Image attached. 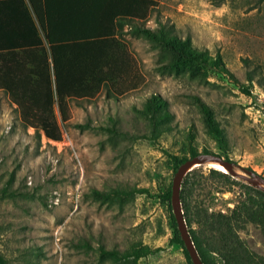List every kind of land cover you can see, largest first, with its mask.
Segmentation results:
<instances>
[{
	"label": "rangeland",
	"instance_id": "374dc122",
	"mask_svg": "<svg viewBox=\"0 0 264 264\" xmlns=\"http://www.w3.org/2000/svg\"><path fill=\"white\" fill-rule=\"evenodd\" d=\"M149 18L147 27L155 28L157 18L194 48L219 56L249 93L229 75L202 83L159 75L157 51L127 28L121 40L136 62L140 84L122 95L101 92L68 102L66 122L55 109L60 143L23 127L0 91V254L6 264H113L106 252L131 247L153 251L136 264H186L182 249L170 243L169 211L159 197L174 175L169 156L179 153L190 131L198 155L224 154L206 134L194 99L212 110L223 129L229 160L264 178V2L157 0ZM150 94L165 99L174 116L172 133L155 144L144 139L146 123L133 111ZM195 169L189 204L191 228L197 230L205 212L229 214L244 184L211 178L209 164ZM113 188L149 194L135 193L115 204L92 196ZM235 233L264 257V235L256 225L246 223Z\"/></svg>",
	"mask_w": 264,
	"mask_h": 264
},
{
	"label": "trees",
	"instance_id": "16d2710c",
	"mask_svg": "<svg viewBox=\"0 0 264 264\" xmlns=\"http://www.w3.org/2000/svg\"><path fill=\"white\" fill-rule=\"evenodd\" d=\"M156 8L157 0H0V91L16 108L22 126L39 137L42 134L46 140L60 143L62 134L55 109L61 121L66 122L70 101L91 100L101 92L110 97L135 90L141 77L121 40L124 28L127 33L143 37L157 51L159 62L155 71L159 75L184 76L199 83L210 76L229 75L232 84L249 93L224 68L219 56L194 48L189 38L179 37L157 18L155 28L147 27L144 23ZM193 102L206 134L222 149L223 159L230 161L226 135L212 110L196 99ZM133 111L146 123L144 139L149 143L155 144L172 133L174 116L160 96L150 94ZM194 138L190 131L179 153L169 156L173 173L198 155ZM196 172L199 170L189 172L183 179L180 200L201 262L264 264V257L250 251L235 233L238 227L251 223L264 235V193L243 185L242 198L229 214L205 212L194 230L189 198L194 187L190 178ZM207 173L225 183L238 184L225 173L212 169ZM170 188L171 184L159 194L169 211L170 243L182 249L186 264H192L171 214ZM135 193L149 194L146 189L113 188L107 193L93 191L92 196L101 203L115 204ZM152 253L147 247L106 252L113 264H136ZM0 264H6L1 254Z\"/></svg>",
	"mask_w": 264,
	"mask_h": 264
},
{
	"label": "water",
	"instance_id": "95a60500",
	"mask_svg": "<svg viewBox=\"0 0 264 264\" xmlns=\"http://www.w3.org/2000/svg\"><path fill=\"white\" fill-rule=\"evenodd\" d=\"M209 162L220 164L225 170V174L230 176L232 179L242 182L244 185H247L264 193V178L259 175L253 174V172H251L250 170L241 168L240 166H237L232 162L223 159L222 157L212 155H198L180 165L174 173L171 182L170 207L178 234L183 242V246L192 264L203 263L198 256V253L186 226L182 203L180 200L181 184L186 175L194 170L192 169V166L194 164L204 166Z\"/></svg>",
	"mask_w": 264,
	"mask_h": 264
},
{
	"label": "bare ground",
	"instance_id": "6f19581e",
	"mask_svg": "<svg viewBox=\"0 0 264 264\" xmlns=\"http://www.w3.org/2000/svg\"><path fill=\"white\" fill-rule=\"evenodd\" d=\"M207 164H209V166H210L211 169H214V170H216L218 172H221V173H225V170L223 169V167L220 164L215 163V162H209ZM199 166H200L199 164H194L192 166V169H194L196 167H199Z\"/></svg>",
	"mask_w": 264,
	"mask_h": 264
}]
</instances>
